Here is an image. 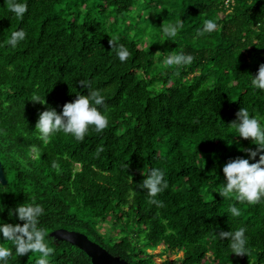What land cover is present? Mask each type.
Here are the masks:
<instances>
[{"label": "trees", "instance_id": "trees-1", "mask_svg": "<svg viewBox=\"0 0 264 264\" xmlns=\"http://www.w3.org/2000/svg\"><path fill=\"white\" fill-rule=\"evenodd\" d=\"M25 2L19 21L0 0V161L7 180L0 181V220L22 224L9 211L41 204L53 248L49 264H93L79 247L51 236L59 228L86 234L128 264H157L148 252L157 246L158 255H168L162 264H264V200L239 203L214 192L223 166L248 158L239 147H257L236 136L237 112L246 107L264 123V90L250 86L264 63V27L257 28L264 0ZM180 19L176 41L159 42L161 27ZM208 19L216 31L197 37ZM20 29L26 40L7 46ZM111 39L128 48L126 62ZM181 52L194 57L191 64H163L164 56ZM80 81L105 96L108 128L90 130L83 141L58 133L42 145L32 133L40 112H62L77 94L88 95ZM33 93L46 96L47 106L29 100ZM152 167L162 168L169 183L158 196L163 208L150 205L138 187L143 169ZM233 204L239 217L227 213ZM239 227L247 230L249 255L231 254L227 238L217 236ZM5 242L0 246L13 252L8 264L40 258L19 257Z\"/></svg>", "mask_w": 264, "mask_h": 264}, {"label": "clouds", "instance_id": "clouds-1", "mask_svg": "<svg viewBox=\"0 0 264 264\" xmlns=\"http://www.w3.org/2000/svg\"><path fill=\"white\" fill-rule=\"evenodd\" d=\"M6 8L11 16L19 21H23L28 12V5L25 0H6ZM183 26L182 19L166 26L163 25L161 38L158 41L161 43L176 41L177 34ZM260 27H264L262 22L257 28ZM216 29L217 23L214 20H205L203 27L197 30L196 36L202 37L205 34H211ZM26 38L27 34L23 29L14 31L7 39V46L16 48ZM110 43L113 46L112 50L115 48V55L119 61L121 63L126 62L130 57L128 48L123 44H116L113 39ZM193 59L191 54L181 52L164 56L162 62L169 67L183 66L191 64ZM80 83L88 89V95L77 94V99L74 102L63 105L62 112H58L52 106H47L46 96H41L39 93L31 95L29 100L47 106V110L40 112L35 125L36 131L32 132L42 145L47 146L58 133L70 135L76 141H83L90 130L94 129L95 132L101 133L108 128L109 117L105 105V96L101 90L94 89L90 82L80 81ZM250 86L255 90H264V63L260 64L256 75L251 74ZM101 107L105 111H101ZM236 116L237 119L231 123L238 133L236 136L246 140L250 139L251 143L257 147L255 149L244 148L242 145L239 147L240 151L247 153L248 158L230 159L222 169L223 182L214 192L219 193L224 199H232L239 203L257 204L264 200V123L258 120L256 116L251 115L246 107H241ZM235 143L239 142L235 141ZM257 156H259L258 160ZM51 167L57 174H60L62 169L58 162L53 161ZM143 173L145 178L139 182L138 187L146 190L148 203L157 208L165 207L164 202L158 199V196L169 188L166 172L162 168L152 167L144 168ZM0 205L3 206V210L0 212H3L5 210L4 205L2 203ZM227 213L231 217L241 215L235 204L229 207ZM44 214V207L34 201L17 205L9 211V215L23 223L13 224L0 220V241L13 242L15 253L19 257L29 253H40V258L36 264H49L48 257L53 254V248L49 247L46 242L48 239L47 229L41 223ZM246 231L245 227H239L234 231H221L216 235L223 241L227 238V246L231 254L243 256L249 255L250 252ZM12 256L11 249L0 246V264H8Z\"/></svg>", "mask_w": 264, "mask_h": 264}, {"label": "water", "instance_id": "water-1", "mask_svg": "<svg viewBox=\"0 0 264 264\" xmlns=\"http://www.w3.org/2000/svg\"><path fill=\"white\" fill-rule=\"evenodd\" d=\"M0 181L4 184L7 183L1 161ZM51 236L79 247L91 258L93 264H128L125 259H120V257L113 255L102 245L92 241L86 234L79 231H69L65 228H59L53 231Z\"/></svg>", "mask_w": 264, "mask_h": 264}, {"label": "rangeland", "instance_id": "rangeland-1", "mask_svg": "<svg viewBox=\"0 0 264 264\" xmlns=\"http://www.w3.org/2000/svg\"><path fill=\"white\" fill-rule=\"evenodd\" d=\"M161 250V246H157L156 249H149L148 252L149 253H152L154 256V261L157 263V264H162L164 263V261L167 259L168 255L165 254V255H158V253L160 252ZM178 256H182V253H179L178 255H175V254H172V255H169V258L170 260H175Z\"/></svg>", "mask_w": 264, "mask_h": 264}]
</instances>
